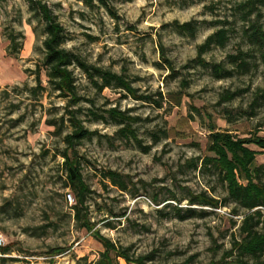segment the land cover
<instances>
[{
	"label": "rangeland",
	"instance_id": "374dc122",
	"mask_svg": "<svg viewBox=\"0 0 264 264\" xmlns=\"http://www.w3.org/2000/svg\"><path fill=\"white\" fill-rule=\"evenodd\" d=\"M42 1L64 26V46L123 76L137 97L122 88L97 89L78 66H72L77 104L45 72L41 87L42 16L27 0H0V249H8L0 250V264H93L104 250L95 233L131 247L133 257H148L147 264H254L250 256L238 261L234 248L247 211L229 197L218 170L205 165L213 155L207 149L212 133L244 141L264 164V147L255 141L264 140V46L246 36L241 3L248 0H108L112 12L99 0ZM259 8L252 20L264 27V3ZM190 21L196 22L193 35L176 24ZM222 28L226 45L204 55L235 68L220 79L196 59L198 46ZM241 51L248 68L230 61ZM115 108L133 118L142 145L120 132L126 123L112 118ZM71 111L95 133L76 146L92 190L90 231L79 228L75 201L67 199L72 191L63 154ZM108 171L127 189L114 185ZM202 195L219 205L192 203ZM178 208L181 215L189 208L194 214L181 219Z\"/></svg>",
	"mask_w": 264,
	"mask_h": 264
},
{
	"label": "trees",
	"instance_id": "16d2710c",
	"mask_svg": "<svg viewBox=\"0 0 264 264\" xmlns=\"http://www.w3.org/2000/svg\"><path fill=\"white\" fill-rule=\"evenodd\" d=\"M27 1H29L31 10L42 16L41 18L45 23V57L37 70V80L41 87H43L42 72H45L49 83L53 84L63 97H69L73 104H77L81 100V97L77 93L72 66H78L87 74L97 89L104 90L105 88L117 87L137 97V91L123 76L88 64L78 54L64 46L66 43L64 26L58 21V17H56L47 3H44L42 0ZM86 1L93 3L92 0ZM99 1L112 12L108 0ZM261 3H264V0H248L241 3V7L244 10L243 18L249 22V26L245 30L246 36L250 39L251 43L259 47L264 46V27L257 20H252V15L256 12L260 13L259 4ZM195 23V21L183 24L176 22L181 31H189L192 35L196 31ZM9 39L15 45L16 38L11 36ZM227 40L228 32L222 28L208 36L205 42L198 46L199 53L196 62L204 67H209L213 75L220 79L232 76L235 68L228 70L221 64L207 61L204 55L215 46H225ZM11 54H14V52H11ZM245 55L247 54L241 51L239 54L231 56L230 61L235 67L248 68L249 64L245 59ZM163 59L169 69L176 71L171 60L166 57H163ZM69 114L71 115L69 120L73 130L65 137L67 151L64 152L63 157L65 158L66 187L73 194L72 197L75 201L73 204L74 216L79 228L90 231L95 225L89 215V208L87 206V199L92 190L84 179L81 161L77 157L76 146L83 139L93 137L95 133L86 128L74 112L71 111ZM94 115L98 117L96 114ZM110 115L115 121L126 123L120 129V132L124 136L129 138L132 136L139 145H142L131 126L130 121L133 118L116 108L110 110ZM101 119H104V117L101 116ZM255 141L264 147V140L257 138ZM242 143H244L242 140H232L228 134L212 133L208 138L207 149L213 155L205 159V165L214 166L218 170L221 179L227 184L229 197L247 211L240 226L241 239L234 241V248L239 251L238 261L242 263L244 262L242 260L243 256H250L256 260L254 264H264V214L262 212L264 208V182L262 181L264 164L258 165L255 153L247 149V147H243ZM149 149V147H143V151H148ZM236 173H238V176ZM107 176L110 177L114 185L120 186L125 190L127 189L125 181H123L118 173L108 171ZM194 199L192 201L193 204L199 202L214 207L219 205L217 199L205 195L201 197L196 196ZM178 209L181 219H186L194 214L192 208L186 210V215H181L183 209ZM94 236L102 243L104 250L93 264H120V259H124L127 264H147L146 259L148 257H133L130 254L131 247L117 246L110 239L101 236L99 233H95ZM0 250H2V253L8 251L7 248H1ZM215 264H222V262H216Z\"/></svg>",
	"mask_w": 264,
	"mask_h": 264
},
{
	"label": "built area",
	"instance_id": "2783aa9c",
	"mask_svg": "<svg viewBox=\"0 0 264 264\" xmlns=\"http://www.w3.org/2000/svg\"><path fill=\"white\" fill-rule=\"evenodd\" d=\"M72 195L73 194H71V193L67 194V199L72 200L73 199ZM0 244H2V240H0Z\"/></svg>",
	"mask_w": 264,
	"mask_h": 264
}]
</instances>
